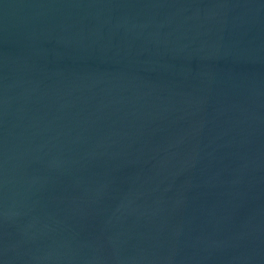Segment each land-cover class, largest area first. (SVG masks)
I'll return each instance as SVG.
<instances>
[{"label": "water", "instance_id": "water-1", "mask_svg": "<svg viewBox=\"0 0 264 264\" xmlns=\"http://www.w3.org/2000/svg\"><path fill=\"white\" fill-rule=\"evenodd\" d=\"M0 264H264V0H0Z\"/></svg>", "mask_w": 264, "mask_h": 264}]
</instances>
